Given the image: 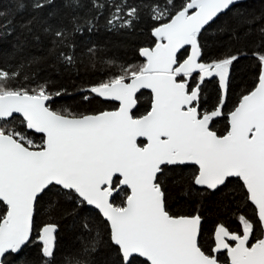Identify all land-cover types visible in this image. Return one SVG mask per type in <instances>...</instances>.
<instances>
[{
	"label": "snow or ice",
	"instance_id": "obj_1",
	"mask_svg": "<svg viewBox=\"0 0 264 264\" xmlns=\"http://www.w3.org/2000/svg\"><path fill=\"white\" fill-rule=\"evenodd\" d=\"M240 2L14 0L0 7V264L34 245L36 264H98L104 248L115 252L113 264H264V53H253L260 64L256 86L225 113L239 56L206 62L202 43L212 24ZM59 3L66 24L49 22ZM26 10L28 18L17 20ZM145 19L154 22L155 43L139 50L143 63L109 58L96 44L77 52L76 35L100 27L131 32ZM247 23H259L264 49V18ZM219 31L235 33L231 25ZM8 38L15 42L3 52ZM30 43H47L54 66L65 71L78 72L84 58L93 69L106 65L111 74L79 92L85 102L102 98L117 107L94 113L54 107L71 93L41 82L46 57L28 51ZM211 78H218L220 93L206 107ZM142 90H150L151 103L138 115ZM225 115L228 128L218 134L214 122ZM172 187L194 202L219 197L218 208L233 214L243 206L240 230L217 224L214 245L205 248L203 214L171 211ZM46 198L48 216L77 231L79 246L62 257L61 224L41 222ZM88 208L97 217L85 215Z\"/></svg>",
	"mask_w": 264,
	"mask_h": 264
},
{
	"label": "trees",
	"instance_id": "obj_2",
	"mask_svg": "<svg viewBox=\"0 0 264 264\" xmlns=\"http://www.w3.org/2000/svg\"><path fill=\"white\" fill-rule=\"evenodd\" d=\"M28 3V0H24ZM179 5L183 0H174ZM14 4V0H0V7L9 8ZM90 6V5H89ZM58 15L54 14L50 19V23H67L64 18L66 10L63 9L62 3L58 4ZM29 12L26 10L22 16H18L17 20L27 19ZM107 14V13H105ZM44 16H48V12H44ZM255 16L259 22L264 18V0H247L237 4L227 15L221 16L212 24L211 28L203 34L202 43L204 48V60L211 62L224 58L227 55H238L239 59L234 62L231 72V83L228 92V98L225 104V113L230 112L238 105L243 95L248 94L257 84V79L260 71V64L255 52L264 53L261 48V42L258 31L259 23L252 25L249 28L247 18ZM103 24V17L100 21ZM153 21L145 19L137 25L134 31H108L104 27H100L98 31L93 33H84V35H76L77 52L84 51L88 46L96 44L102 47L104 54L123 63H143L142 57L139 55V50L143 47H152L155 43V38L152 35ZM224 25H231L235 29V33L220 32V27ZM19 31V30H17ZM13 38H8L3 41V52L11 50L14 43ZM28 51L40 57H46V62L40 67L39 76L41 82L50 80L52 82V90L66 87L71 95H66L58 99V103L53 106L56 108H69L77 112L94 113L103 110H113L117 107L114 102H107L101 98H93L89 102L82 99L79 92L80 88L97 83L99 80L106 78V75L111 74V70L106 66L97 65L95 69L88 63L87 58H84V65L78 66L79 71L73 72L71 70L65 71L58 65L54 66V61L48 56L47 43L44 46L31 44ZM206 89L204 92L207 101L206 107H211L216 104L220 88L217 78L206 80ZM151 103V93L143 91L138 102V115L144 114L149 110ZM19 127V125H14ZM228 128L227 116L218 118L214 122V129L218 134L226 132ZM29 131V130H28ZM29 135L36 142L40 143L41 137L39 134H34L29 131ZM188 169L184 170V174H189ZM236 187L234 182L233 188ZM219 197H209L203 202L193 201L190 198L183 197L178 194L175 187L171 188V196L169 205L171 211L177 214H194L195 211H200L204 216L203 221V235L202 244L205 248H210L214 245L213 233L214 229L219 223L225 224L230 230L239 231L241 225L237 219L238 214H245V208L241 206L240 213L233 214L227 209L221 210L218 208L217 201ZM227 197H225V200ZM48 198L41 201V222H58L61 224L60 233L57 238V246L60 256L69 250L78 247L76 241L77 231L74 230L70 222L67 220H60L58 217H49L47 214ZM235 207L234 205L232 206ZM248 209L247 213L250 214ZM3 214V208L0 206V215ZM92 217H97L96 210L88 208L84 213ZM221 259L226 261L227 257L220 254ZM39 246L34 245L24 249L23 252L17 255L8 257V264H36L39 260ZM117 259L115 252L108 248H104L97 256L98 264H113Z\"/></svg>",
	"mask_w": 264,
	"mask_h": 264
},
{
	"label": "water",
	"instance_id": "obj_3",
	"mask_svg": "<svg viewBox=\"0 0 264 264\" xmlns=\"http://www.w3.org/2000/svg\"><path fill=\"white\" fill-rule=\"evenodd\" d=\"M244 1H247V0H241V3L244 2ZM153 46H154V45H153ZM141 59L143 60V57H142ZM217 79H218V78H217ZM143 91L150 92V90H142V92H143ZM150 93H151V92H150ZM101 99H102V98H101ZM102 100H103V99H102ZM114 103H116V104L118 105V102H114ZM238 104H239V103H238ZM237 106H238V105H237ZM235 107H236V106H235ZM220 118H221V117H220ZM217 119H218V118H217ZM217 119H216V120H217ZM227 121H228V119H227ZM29 131H31V130H29ZM140 139L142 140L143 138H140Z\"/></svg>",
	"mask_w": 264,
	"mask_h": 264
}]
</instances>
